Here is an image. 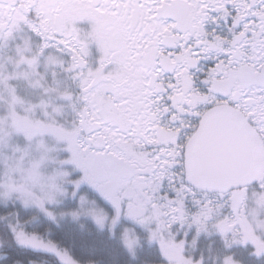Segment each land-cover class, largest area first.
Returning a JSON list of instances; mask_svg holds the SVG:
<instances>
[{
  "label": "snow or ice",
  "instance_id": "obj_1",
  "mask_svg": "<svg viewBox=\"0 0 264 264\" xmlns=\"http://www.w3.org/2000/svg\"><path fill=\"white\" fill-rule=\"evenodd\" d=\"M0 264H264V0H0Z\"/></svg>",
  "mask_w": 264,
  "mask_h": 264
}]
</instances>
